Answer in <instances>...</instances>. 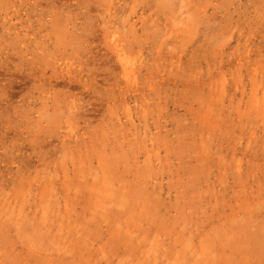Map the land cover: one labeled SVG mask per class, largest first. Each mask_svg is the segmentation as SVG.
Masks as SVG:
<instances>
[{"label": "rangeland", "instance_id": "obj_1", "mask_svg": "<svg viewBox=\"0 0 264 264\" xmlns=\"http://www.w3.org/2000/svg\"><path fill=\"white\" fill-rule=\"evenodd\" d=\"M0 264H264V0H0Z\"/></svg>", "mask_w": 264, "mask_h": 264}]
</instances>
